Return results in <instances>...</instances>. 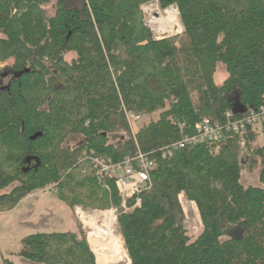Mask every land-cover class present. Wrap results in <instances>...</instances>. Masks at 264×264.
Instances as JSON below:
<instances>
[{
  "label": "trees",
  "instance_id": "obj_1",
  "mask_svg": "<svg viewBox=\"0 0 264 264\" xmlns=\"http://www.w3.org/2000/svg\"><path fill=\"white\" fill-rule=\"evenodd\" d=\"M149 1L0 0V61L10 59L12 73L0 88V213L49 188L70 208H118L130 262L117 264H264V144L249 150L258 183L241 181V145L255 128L161 157L204 117L225 122L227 111L264 108V0H158L184 27L163 39L144 24L140 5ZM219 63L227 74L220 84ZM156 111L133 130L127 113ZM73 136L82 141L72 146ZM137 152L157 167L140 205L128 198L124 211L91 159ZM181 194L202 222L193 240ZM20 244L17 255L33 263L97 264L80 232H37Z\"/></svg>",
  "mask_w": 264,
  "mask_h": 264
},
{
  "label": "built area",
  "instance_id": "obj_2",
  "mask_svg": "<svg viewBox=\"0 0 264 264\" xmlns=\"http://www.w3.org/2000/svg\"><path fill=\"white\" fill-rule=\"evenodd\" d=\"M140 9L144 14L146 25L154 32L156 39L164 37L167 33L176 35L184 31L175 9L172 7L162 9L158 0L143 3ZM127 118L133 126V123L139 119V115L129 112ZM225 119V122H220V120L204 117L196 125L192 134L183 135L181 139L170 143L166 147V153L161 152V157L170 155L174 150L186 146L218 141L226 133L241 131L248 126L261 127V123L264 121V108L260 112L244 113L238 117H235L232 111H227ZM91 160L100 180H113L121 197L120 207L124 211L129 209L126 205L128 198L135 197L132 207L140 205L139 194L151 187L150 174L157 167L156 158L148 153L137 152L135 155L125 156L120 161H113L110 157L97 156L92 157ZM74 214L86 230V241L96 257V262H98L97 253H102L100 252L101 248L108 244L115 245L118 249L114 252L118 255V259L108 264L130 262L117 226V207L111 205L106 209H86L78 205L74 207ZM106 238H111L113 242H107Z\"/></svg>",
  "mask_w": 264,
  "mask_h": 264
},
{
  "label": "rangeland",
  "instance_id": "obj_3",
  "mask_svg": "<svg viewBox=\"0 0 264 264\" xmlns=\"http://www.w3.org/2000/svg\"><path fill=\"white\" fill-rule=\"evenodd\" d=\"M45 9L48 15H52L54 12L53 2L46 5ZM143 21L146 25L144 14ZM148 28L151 30L150 27ZM152 33L155 35L153 31ZM181 34L182 32L176 35ZM170 36L175 35L167 33L160 39ZM73 56V53L65 54V58L68 61ZM10 64V59L4 62L0 61V72L2 73L0 88L4 87L12 76V73L8 69ZM226 76L227 74L224 65L219 63L214 75L215 82L220 84ZM157 118H159V112L157 111L141 116L139 115V119L133 123V130L137 131L142 125H145L152 120H156ZM122 136V132L112 134L111 141L118 143L123 140ZM81 141V136H73L70 138V144L72 146L79 144ZM263 144L264 137L261 133V127L256 126L253 131V138L247 141V144L243 143L241 145L242 155L240 156V162L243 166L241 181L244 185L258 183L259 163L257 162L254 166L249 165V153ZM180 200L185 214L183 225L187 235L193 240L201 233L202 222L198 210L189 202L184 194H181ZM66 231L80 232L86 238V230L76 218L74 207L70 208L67 206L62 200L58 199L54 191L49 188L37 191L23 199L15 208L0 213V264H3V257L13 261L14 264H39L28 261L17 255L18 250L21 248V239L24 236L37 232ZM96 263L101 264V261Z\"/></svg>",
  "mask_w": 264,
  "mask_h": 264
},
{
  "label": "bare ground",
  "instance_id": "obj_4",
  "mask_svg": "<svg viewBox=\"0 0 264 264\" xmlns=\"http://www.w3.org/2000/svg\"><path fill=\"white\" fill-rule=\"evenodd\" d=\"M106 240H107V242H113L111 238H106ZM116 250H118L117 247L115 245H112V244H108L105 247H102L100 252H102V253L104 252V253L103 254L97 253L98 263H99V261H101V264H108L110 262L116 261L118 259V255L114 254V252ZM112 259H113V261H112Z\"/></svg>",
  "mask_w": 264,
  "mask_h": 264
},
{
  "label": "crops",
  "instance_id": "obj_5",
  "mask_svg": "<svg viewBox=\"0 0 264 264\" xmlns=\"http://www.w3.org/2000/svg\"><path fill=\"white\" fill-rule=\"evenodd\" d=\"M72 232H76V231H72Z\"/></svg>",
  "mask_w": 264,
  "mask_h": 264
}]
</instances>
